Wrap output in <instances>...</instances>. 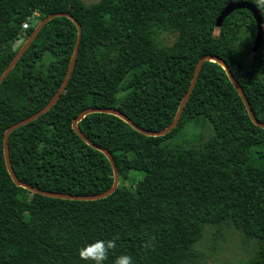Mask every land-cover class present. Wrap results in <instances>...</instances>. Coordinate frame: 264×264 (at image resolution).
<instances>
[{
  "label": "trees",
  "instance_id": "trees-1",
  "mask_svg": "<svg viewBox=\"0 0 264 264\" xmlns=\"http://www.w3.org/2000/svg\"><path fill=\"white\" fill-rule=\"evenodd\" d=\"M234 1L253 4L264 24V0H0V75L33 19L69 13L81 27L73 70L57 101L7 137L17 180L70 195L108 190V160L77 136L72 120L86 108H111L159 131L171 123L203 55L225 63L264 123V35L252 52L256 27L245 9L214 25ZM163 35L172 41L165 44ZM75 39L69 19L52 18L0 82V264H88L78 249L97 239L114 245L102 264L122 254L133 264H205L198 243L210 226L252 242L245 264H264V129L250 121L217 63L203 62L176 126L163 136H145L106 113L77 122L114 161L117 186L105 198H50L11 181L3 133L50 100ZM190 129L200 134L189 136Z\"/></svg>",
  "mask_w": 264,
  "mask_h": 264
},
{
  "label": "water",
  "instance_id": "water-1",
  "mask_svg": "<svg viewBox=\"0 0 264 264\" xmlns=\"http://www.w3.org/2000/svg\"><path fill=\"white\" fill-rule=\"evenodd\" d=\"M239 9L247 10L251 14V16L255 22L256 32H255V36L253 39L251 51L256 52L258 50V48L260 47V44H261L262 39H263L264 24H263V21H262V18H261L259 11L257 10V8L253 4L246 2V1H234V2L226 3L221 8L220 12L217 14L215 21H214V25L217 28L220 27L222 20L227 15L232 13L234 10H239ZM55 17H65V18L69 19L74 24V26L76 27V39H75V43L73 46V50H72L70 59L68 61V65H67L65 75H64L59 87L57 88V90L55 91L53 96L50 98V100L37 112H35V113L31 114L30 116L8 126L3 133L2 153H3L4 165H5L6 171L9 175L11 181L16 186L21 187L23 189H26L31 193L39 194V195L50 197V198L77 200V201H93V200L105 198L106 196L111 194L117 186L118 176H117V171L115 168L114 161H113L110 153L107 150L94 145L90 140H88L79 131V129L77 128V122L79 120H81L85 115L90 114V113H106V114H111V115H114V116L120 118L122 121L127 123L132 129H134L135 131H137V132H139L145 136H151V137L163 136V135L167 134L168 132H170L176 126L178 119L180 117L181 111H182V109H183V107L187 101L188 96L190 95V93L194 87V84H195L197 75L200 71L201 65L205 61L217 63L223 69V71L225 72V74H226L229 82L231 83L232 87L238 93V95H239V97H240V99H241V101L245 107V110L248 114L250 121L255 126L264 129V123L259 122L254 117L253 112L249 106L247 99L245 98V95H244L241 87L238 85L236 80L233 78L231 72L229 71V69L225 65V63L221 59H219L217 56L203 55L202 57H200L197 60V62L195 64L193 74H192V77L190 79L187 90L185 91V93L183 94V96L181 97V99L179 101V104L177 106V110L175 112V115H174L171 123L159 131L144 130V129L138 127L137 125H135L125 115H123L119 111H117L115 109H111V108H86V109H83L82 111H80L78 113V115L72 120L71 127L74 130V132L77 134V136L88 146L100 151L108 160L110 167L112 169V173H113V183L108 190H106L102 193L94 194V195H70V194H62V193H55V192L40 190V189L32 187L26 183L20 182L19 180H17V178H16V176L12 170L10 161H9L8 148H7V137L9 135V133L12 132L13 130L17 129L20 126H23L25 124L32 122L33 120H35L36 118H38L39 116H41L42 114L47 112L54 105V103L59 98L60 94L63 92V90H64V88H65V86H66V84L70 78L71 72L73 70V66H74L77 51H78V45H79V41H80V37H81V27H80L79 23L69 13H52V14L45 16L34 26V28L31 30V32L27 35L26 39L22 42L19 49L14 54V56L12 57V59L10 60V62L8 63V65L6 66V68L4 69V71L0 75V82H1L5 78V76L9 73V71L12 69L14 64L18 61V59L21 57V55L24 53V51L28 48V46L30 45V43L32 42V40L34 39V37L36 36L38 31L42 28V26L45 25L49 20H51L52 18H55Z\"/></svg>",
  "mask_w": 264,
  "mask_h": 264
},
{
  "label": "rangeland",
  "instance_id": "rangeland-1",
  "mask_svg": "<svg viewBox=\"0 0 264 264\" xmlns=\"http://www.w3.org/2000/svg\"><path fill=\"white\" fill-rule=\"evenodd\" d=\"M85 3L96 2L98 0H82ZM39 21L32 20L35 26ZM30 33V32H29ZM165 44L172 41L171 36H162ZM22 40L18 41L16 45L22 44ZM190 135H199L200 130H188ZM187 137L191 139L192 137ZM26 209V207H24ZM198 247L207 255L205 264H245L250 256L253 254V243L243 238L239 233L232 229H223L220 234L214 227H207L203 233Z\"/></svg>",
  "mask_w": 264,
  "mask_h": 264
},
{
  "label": "clouds",
  "instance_id": "clouds-1",
  "mask_svg": "<svg viewBox=\"0 0 264 264\" xmlns=\"http://www.w3.org/2000/svg\"><path fill=\"white\" fill-rule=\"evenodd\" d=\"M113 242L111 240H94L85 242L82 247L78 249V256L80 259L88 262V264H102L108 250L113 248ZM95 249L93 254H87V249ZM114 264H133L132 258L126 254L119 255L115 258Z\"/></svg>",
  "mask_w": 264,
  "mask_h": 264
},
{
  "label": "built area",
  "instance_id": "built-area-1",
  "mask_svg": "<svg viewBox=\"0 0 264 264\" xmlns=\"http://www.w3.org/2000/svg\"><path fill=\"white\" fill-rule=\"evenodd\" d=\"M21 27L23 31L26 30L28 27V21H25L24 23H22Z\"/></svg>",
  "mask_w": 264,
  "mask_h": 264
},
{
  "label": "snow or ice",
  "instance_id": "snow-or-ice-1",
  "mask_svg": "<svg viewBox=\"0 0 264 264\" xmlns=\"http://www.w3.org/2000/svg\"><path fill=\"white\" fill-rule=\"evenodd\" d=\"M94 251H95V249L89 248V249H87V254L91 255V254H93Z\"/></svg>",
  "mask_w": 264,
  "mask_h": 264
}]
</instances>
